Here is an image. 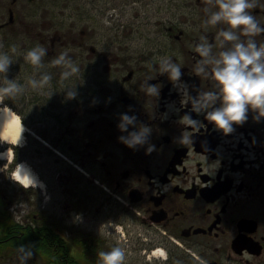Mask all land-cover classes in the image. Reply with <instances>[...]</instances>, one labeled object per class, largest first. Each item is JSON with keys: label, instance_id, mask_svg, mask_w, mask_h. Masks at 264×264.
I'll use <instances>...</instances> for the list:
<instances>
[{"label": "flooded vegetation", "instance_id": "flooded-vegetation-1", "mask_svg": "<svg viewBox=\"0 0 264 264\" xmlns=\"http://www.w3.org/2000/svg\"><path fill=\"white\" fill-rule=\"evenodd\" d=\"M255 4L249 12L264 26V0ZM205 7L204 0H0V51L47 49L42 69L14 56L8 78L52 76L42 90L5 99L24 132L9 163L0 159V169L7 164L0 264H20V245L32 247L27 264H98V252L114 246L125 249L124 264H264V119L250 110L225 136L181 93L184 85L193 97L214 90L210 66L208 75L195 70L202 38L217 57L230 46L218 38L227 25L205 26ZM254 39L264 43V34ZM63 52L80 69L68 80L50 63ZM160 57L180 65L181 92L160 74ZM146 83L160 95L147 96ZM69 87L75 99H66ZM124 113L151 127V154L148 144L133 150L119 141L128 134L117 127ZM185 113L202 122L186 146L178 143ZM14 145L0 143V153ZM21 163L39 187L25 190L10 178Z\"/></svg>", "mask_w": 264, "mask_h": 264}, {"label": "clouds", "instance_id": "clouds-1", "mask_svg": "<svg viewBox=\"0 0 264 264\" xmlns=\"http://www.w3.org/2000/svg\"><path fill=\"white\" fill-rule=\"evenodd\" d=\"M205 12L209 13L205 20V26L227 25L221 28L218 38L222 37V46L230 43L219 53V56L212 54V44L206 42V38L198 43L194 51L200 59L197 61L196 74L208 75L209 66L213 91H198L197 96L189 94L188 88L181 82L182 69L169 57H160L158 60L161 75H167L168 79L181 92V84L184 85L182 95L189 97L191 112L197 115H204L205 120L215 126V130L222 132L225 136L234 132V125H243L248 120V113L254 114L253 119L260 122L264 119V43L257 44L254 37L264 34V26H261L257 19L250 14L249 9L256 6L255 0H204ZM208 5L218 10L210 11ZM241 37H246L242 39ZM10 53L0 51V110L8 113L11 109L4 104L5 99H12L30 87L33 91H39L48 87L52 76L43 72L38 78H29L25 83H20L18 79H9L10 67L17 61L14 56H21L25 64L31 65L34 69L44 68L43 58L47 55V49L37 44L24 53H18V46H10ZM52 66H62V80L71 77L80 71L78 65L71 60L67 52L61 53L51 62ZM142 90L147 96H159L160 90L157 85L146 83ZM66 99H75L78 92L73 88H66ZM218 105V106H217ZM179 124L184 127L178 143L188 145L193 143L190 133L200 130L202 122L193 119L190 113H185L179 120ZM129 126L137 130L129 132ZM118 129L128 133L118 139L128 148L136 150L148 144L146 154L155 151V145L149 143V136L152 133L151 127L137 124L135 115L121 114ZM24 132V130H23ZM22 132V133H23ZM22 139V137H21ZM21 139L6 152L0 153V159H6L9 163L10 154L15 147L20 146ZM5 141L0 135V143ZM0 171H5V166ZM14 174L10 178L22 186L25 190L39 187L40 182L31 174L24 164H16ZM17 175L20 177L17 179ZM23 181V182H21ZM25 205H21L24 209ZM20 264H27V260L34 255L31 246L20 245L17 248ZM98 264H124L126 259L125 249L114 246L109 251H99Z\"/></svg>", "mask_w": 264, "mask_h": 264}, {"label": "bare ground", "instance_id": "bare-ground-1", "mask_svg": "<svg viewBox=\"0 0 264 264\" xmlns=\"http://www.w3.org/2000/svg\"><path fill=\"white\" fill-rule=\"evenodd\" d=\"M8 107L11 109V111L8 113H4L2 110H0V135H2L5 141H9L10 143L16 144L22 137L24 126L21 122L19 114L16 111H14V109H12L10 106ZM11 156L12 153L10 154V157ZM27 169L30 170L29 167H27ZM30 172L31 174L34 175V173L31 170ZM19 178L20 177L17 175V179Z\"/></svg>", "mask_w": 264, "mask_h": 264}, {"label": "rangeland", "instance_id": "rangeland-1", "mask_svg": "<svg viewBox=\"0 0 264 264\" xmlns=\"http://www.w3.org/2000/svg\"><path fill=\"white\" fill-rule=\"evenodd\" d=\"M9 106H11V105H9ZM16 111V110H15ZM17 113H18V111H16ZM10 207H14V208H17V205L14 203V204H11V206Z\"/></svg>", "mask_w": 264, "mask_h": 264}]
</instances>
